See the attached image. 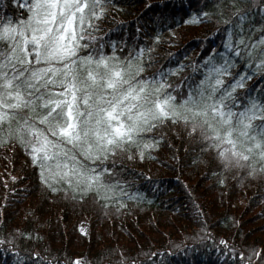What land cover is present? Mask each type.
Here are the masks:
<instances>
[{
	"label": "trees",
	"instance_id": "obj_1",
	"mask_svg": "<svg viewBox=\"0 0 264 264\" xmlns=\"http://www.w3.org/2000/svg\"><path fill=\"white\" fill-rule=\"evenodd\" d=\"M237 7L244 21L233 17ZM0 14L19 19L28 13L15 0H0ZM226 19L236 32L243 28L258 39L264 0H113L93 35L108 53L116 42L121 58L151 48L148 74L183 62L168 79L186 93L201 78L193 63L213 49L224 51ZM246 64L238 60L232 72ZM245 83L247 91L237 89L242 102L248 91L260 93L264 76L257 72ZM148 135L160 137L158 147L143 158L124 153L115 164L128 182L124 192L142 195L107 207L92 194L81 200L52 192L21 144L0 143V264H76L85 253L89 264H264V174L225 169L182 123L167 120ZM79 217L88 223L87 236L77 229Z\"/></svg>",
	"mask_w": 264,
	"mask_h": 264
},
{
	"label": "snow or ice",
	"instance_id": "obj_2",
	"mask_svg": "<svg viewBox=\"0 0 264 264\" xmlns=\"http://www.w3.org/2000/svg\"><path fill=\"white\" fill-rule=\"evenodd\" d=\"M15 2L28 14H0V143L21 144L52 192L62 189L81 200L92 194L105 207L142 195L124 192L128 182L120 179L116 158H143L158 147L160 137L148 133L167 120L182 123L225 169L264 174V84L243 102L237 92L247 91L245 81L257 72L264 76V35L236 32L226 19L224 51L213 49L193 63L201 78L185 93L183 84L168 79L183 62L148 74L151 48L121 58L113 42V51L105 52L93 31L113 0ZM232 15L246 19L238 7ZM240 59L246 70L233 73Z\"/></svg>",
	"mask_w": 264,
	"mask_h": 264
},
{
	"label": "rangeland",
	"instance_id": "obj_3",
	"mask_svg": "<svg viewBox=\"0 0 264 264\" xmlns=\"http://www.w3.org/2000/svg\"><path fill=\"white\" fill-rule=\"evenodd\" d=\"M77 229L83 235H85V236L88 235V233H89V227H88V223L86 222V220L84 218L79 217L78 222H77ZM82 229H83V231H82ZM79 259H80V264H87V263H89L86 253L81 258H79Z\"/></svg>",
	"mask_w": 264,
	"mask_h": 264
},
{
	"label": "bare ground",
	"instance_id": "obj_4",
	"mask_svg": "<svg viewBox=\"0 0 264 264\" xmlns=\"http://www.w3.org/2000/svg\"><path fill=\"white\" fill-rule=\"evenodd\" d=\"M87 264H89V263H87Z\"/></svg>",
	"mask_w": 264,
	"mask_h": 264
}]
</instances>
